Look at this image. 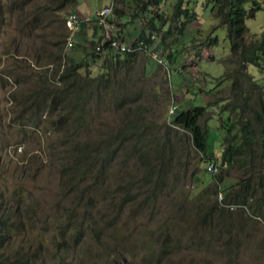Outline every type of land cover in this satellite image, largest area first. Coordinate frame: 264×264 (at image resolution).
Masks as SVG:
<instances>
[{
    "label": "trees",
    "instance_id": "obj_1",
    "mask_svg": "<svg viewBox=\"0 0 264 264\" xmlns=\"http://www.w3.org/2000/svg\"><path fill=\"white\" fill-rule=\"evenodd\" d=\"M74 1L0 0V45L6 43L10 49L2 50L1 59L9 60L11 64L9 68L0 70V91L4 93L3 99L7 102L2 108H7L10 113L2 125L5 128L0 129V151L13 145L7 138L6 131L9 129L16 130L21 137L30 131L59 132L58 143L62 147L51 157L59 160L56 163L61 166L60 180L64 181L62 185L69 194L79 191L81 198L83 192L91 193L95 191V187H99L109 197L116 198V193H119L118 203L121 206L123 202L136 200L134 202L139 208L149 205V209H152L158 198L173 193L177 199L170 200L175 208L171 216L177 223L186 220L190 223L185 239L178 237L174 247L185 243L200 251L207 243L210 245L216 239V244L221 246L230 244L234 249H238L239 245L243 247L246 237L244 233H239L242 225L238 222L234 224V220L244 222L248 216H253L264 224V78H260L261 82L247 71L248 65H251L257 72L260 71V76H264V26L259 35L249 42L244 37L245 30H248L244 20L252 17L254 10H261L260 2L264 9V0L206 1L205 5L213 22L210 31L223 28L229 50L234 52L239 48L241 58L235 66L224 68L221 75L213 78L214 85L221 80L228 83L226 95H214L211 88L206 93L208 98L205 104L187 109H181L177 99L172 100L166 109L169 124L165 123L162 130H154L152 123H148L143 117L146 108L135 104L139 93L130 94L127 82L140 80L129 71L137 64L141 54L151 58L148 51L155 52L161 61L164 57L162 64L153 58L150 60L166 68V63L171 62L173 57L171 49L174 42L167 37L171 30L181 34L186 24L198 22L197 13L189 8L191 1L172 0L171 11L165 16L161 7L166 0H132L133 6H129L139 11L143 24L145 19L148 23L147 30L151 32L146 34L143 32L145 28L141 27L140 32L129 43L141 50L122 52L106 47L98 52L92 47L88 50L83 46L79 58L69 56L67 59L63 49L66 35L58 34L59 38L54 43L55 50H51L43 38V26L51 20L64 26L63 10ZM122 1L125 4L129 2L111 0L109 3L112 14L117 17L123 12L116 3ZM92 16L95 24L94 11ZM90 21L91 19L86 23ZM11 24L15 26V31L8 33L7 29ZM108 24L109 33L111 28L115 31L116 25L111 26L109 21ZM96 27L101 30V36L103 29ZM35 29H39L41 42L25 47L27 37ZM75 33L70 37L71 42H74ZM110 38L121 44L126 43L115 32L113 35L110 33ZM156 39L158 45L154 44L153 40ZM212 42H216L215 37ZM210 43L208 34L207 45ZM35 46V50L29 52V48ZM100 57L103 72L91 75L86 67L96 59L100 60ZM95 95L97 100H106L109 105L120 110L122 121L113 131L100 138L92 135L89 136L91 139L84 142H75L73 138L86 125L89 105L96 103L91 101H96ZM133 103L135 106H132ZM171 105H174V111L170 114L168 108ZM209 107H215L219 114H225L224 117L219 115V127L223 133L218 157L212 154L206 143ZM2 108L0 107V113ZM172 138L177 140L176 144ZM17 145H21V142ZM178 147L184 154L178 153ZM196 157L200 164H204V173L209 175L208 184L204 179L193 180L198 167L187 172L190 164L194 166L192 160ZM211 161L219 163L215 174L207 169ZM113 164L119 166L113 172L114 178H117L115 186L111 184L108 172V167ZM132 168L139 169L140 175H129ZM228 171L233 174L232 184L218 186L224 177H229ZM190 175L192 183L203 182V187H187ZM218 191L221 192L220 201L216 199ZM207 195H210L209 199L204 197ZM19 201H14L13 205L0 189V264H43L34 252L27 256V253L20 252L12 245L16 220L21 226L17 217L18 210H21L22 215L31 213L30 208L25 204L20 205ZM196 201L201 203L199 212L190 218L189 213L184 210ZM228 206L233 208L229 209ZM149 212L151 213L147 210L146 213ZM70 219L72 213L65 215L66 227L72 228ZM214 222L216 226H213ZM83 225L92 232L95 229V221L84 220ZM219 225L226 227L222 234L217 229ZM76 226L80 227V224ZM153 240L155 244L146 247L149 254L146 263L165 264L168 256H171L169 250L161 235ZM262 249L263 245L259 242L254 252ZM109 251L114 255L119 252L113 245ZM238 253L240 250L232 251L226 264H241ZM204 256H200L201 261ZM110 264L115 263L112 261ZM170 264L182 262L178 260Z\"/></svg>",
    "mask_w": 264,
    "mask_h": 264
},
{
    "label": "rangeland",
    "instance_id": "obj_2",
    "mask_svg": "<svg viewBox=\"0 0 264 264\" xmlns=\"http://www.w3.org/2000/svg\"><path fill=\"white\" fill-rule=\"evenodd\" d=\"M76 6L79 11H83L84 18L79 25L83 26L91 19L89 26H92L88 36L95 37L92 42L83 41V45L72 42L70 47L66 46L67 38L74 35L71 32V21L67 19V6L63 11L65 15V25L56 20H51L43 26V38L47 41L50 49L55 50L54 43L59 38L58 34L66 35L64 44V57H75L77 53L82 51V47L86 49L93 48L97 50L99 47L98 40L101 30L95 26L90 7L94 10L101 9L107 3V0H76ZM190 9H193L198 15V24H186L181 34H177L175 30H171L169 41H173L172 49L173 57L171 62L166 63V68L156 65L145 54H141V58L137 60V64L129 71V73L140 81L134 80V83L128 81L129 93H139L135 104L145 107L143 117L149 123L151 122L154 130H162L168 117L166 109L172 100L179 104L181 109H187L191 106L203 105L207 101V92L212 91L214 95H226L228 92V83L221 80L214 85L215 77H218L226 67L235 66L240 56V49L231 52L228 48L224 37V29L218 27L213 31L210 28L213 24L209 15L207 0H190ZM172 0H166L162 3V11L165 16L169 15ZM123 3H116V6L122 10L126 17L122 18V22H127L128 30L133 28H146L148 23L142 15L136 12L130 6ZM145 5V4H144ZM261 10L253 11V16L244 20L245 30L244 37L247 42L259 35L264 26V9L263 3L260 2ZM104 7V6H103ZM99 8V9H98ZM62 11V14H63ZM96 11V10H95ZM135 11V13H134ZM136 14V15H135ZM153 15V13H152ZM122 16V15H121ZM119 16V17H121ZM119 17L112 14L108 16L106 21L118 27ZM145 17H148L146 15ZM67 19V20H66ZM87 19L86 22H84ZM87 23V24H88ZM143 24V25H142ZM65 27V28H63ZM190 27H193L191 29ZM113 28L110 33L113 35ZM15 31V26L11 24L7 32ZM137 31V30H136ZM39 29H35L33 33L27 37L25 47L29 44L41 42ZM76 34V33H75ZM137 34V33H135ZM208 34L211 43L207 45ZM216 38V42H212V38ZM5 41V40H3ZM37 45V44H36ZM7 48L6 43L0 45V70H4L11 66L9 60L1 59V52ZM34 48H29V52H33ZM8 51L10 49L7 48ZM83 52V51H82ZM105 53H102V55ZM152 55V54H151ZM149 58V59H148ZM163 62L165 58L163 57ZM102 59H96L90 64L86 70L91 74L103 72ZM178 68V70H177ZM247 71L255 79L260 80L257 69L248 65ZM121 72V71H120ZM168 72V73H167ZM262 82V81H261ZM187 87V88H186ZM6 88V87H5ZM4 93L0 91V107L7 104L3 99ZM100 96V95H99ZM96 97V95H95ZM89 105L90 111L86 115L84 129L79 130L73 138L75 142H84L89 136L100 138L114 130L122 121L120 110H116L113 105H109L106 100H91ZM133 103L132 106H135ZM219 115L224 117L225 114H219L215 107H209L208 118L206 123V143L212 154L218 157L220 152V139L222 137V129L219 127ZM10 116L7 108H2L0 113V129L5 128L2 125ZM2 127V128H1ZM8 141L13 144L5 150L0 151V189L5 197L15 205L14 201H19L20 205L25 204L31 210L30 214L22 215L18 210V221L15 222V229L12 235V245L20 252L28 254L34 252L43 264H110L112 261L120 264H147L149 254L146 247L155 244L153 238L161 235L169 250L170 255L165 264L177 262L180 260L182 264H226L232 256V251H239L238 258L241 264H264V224L253 216H248L246 221L234 220V224L242 225L239 233H244L246 237L245 245H239L238 249H234L230 244H216L218 239L208 243L200 251L192 245L182 243L179 247H174L178 237L181 240L190 228L189 221L177 223L171 216L175 208L171 205V199H177L173 193H169L164 198H158L156 205L149 209V205L139 208L134 201L123 202L119 205L120 195L117 197L106 196L99 187H95V191L83 192L80 198V192L73 191L72 194L66 191L62 185L64 181L60 180V164L57 158L51 155L59 151L62 147L58 142L59 132L49 130L48 132L40 131L34 133L30 131L23 137L14 129L6 131ZM186 135V133H185ZM91 139V138H90ZM177 143L175 138H172ZM21 142V145H17ZM20 146V147H19ZM191 147V146H190ZM19 148V149H18ZM178 153L184 154L181 148H177ZM199 157V156H198ZM198 157L192 160L194 166L190 164L187 172L190 173L193 167H198V172L193 175L194 181L201 179L209 182V175L204 173L203 163L198 162ZM63 166L66 164L61 159ZM117 164L108 167L109 176L112 179L111 184L115 186L117 178H114L113 172L118 168ZM121 171L119 170V175ZM204 174V176H203ZM131 176H139L140 170L132 168L129 171ZM229 177H224L218 186L226 187L233 180V174L228 171ZM87 182V181H84ZM233 182V181H232ZM232 184V183H231ZM195 186L203 187V182L192 183V176H189L187 187ZM11 194V195H10ZM10 195V196H9ZM207 199L210 195L204 196ZM196 198V197H195ZM201 203L196 201L191 207L184 212L189 213L192 218L199 212ZM147 210H150L148 214ZM72 213V219L69 222L71 227L65 225V215ZM22 215V216H21ZM94 222L95 229L90 231L84 228L83 221ZM80 224L76 226V224ZM213 226H216L214 222ZM225 226L219 225L217 229L222 234ZM79 233V234H78ZM247 234V235H246ZM263 245L262 251L254 249L259 245ZM216 244V245H215ZM112 245L119 251L116 255L111 253L109 249ZM173 247V249H172ZM199 251V255H198ZM205 255L203 260L200 256ZM151 264H155L151 262Z\"/></svg>",
    "mask_w": 264,
    "mask_h": 264
},
{
    "label": "built area",
    "instance_id": "obj_3",
    "mask_svg": "<svg viewBox=\"0 0 264 264\" xmlns=\"http://www.w3.org/2000/svg\"><path fill=\"white\" fill-rule=\"evenodd\" d=\"M110 13H111V5L110 4L102 7L99 10L94 11V15L96 17L95 25L99 26L103 29L102 35L99 36L100 39L98 40L99 47L95 51L101 52L102 49H104L106 47L110 48L112 50H117V51H122V52H125V51L133 52L135 50H141L138 47L131 46L130 44H121L116 39L110 38V33L108 31V28H110V26L108 24V21H106L108 16L110 15ZM66 15H67V19H69L71 21V28H69L70 31L71 32L76 31V28L79 26V23L83 21L84 16L82 14H80L76 9H73L70 12H67ZM86 21H87V19L84 22H86ZM71 45H72V42H71L70 36H69L67 38V41H66V46L70 47ZM144 48H145V45L142 46V49H144ZM147 53L151 58L155 59L157 61V63L162 64L161 59L155 54V52L148 51ZM173 111H174V105H171L168 108V113L171 114ZM207 169L210 170L211 174H215V173H217V171L219 169V163L215 162V161H211L208 163ZM216 198L218 201L221 200V192L220 191L217 192ZM228 207L230 209L233 208L232 206H228Z\"/></svg>",
    "mask_w": 264,
    "mask_h": 264
},
{
    "label": "crops",
    "instance_id": "obj_4",
    "mask_svg": "<svg viewBox=\"0 0 264 264\" xmlns=\"http://www.w3.org/2000/svg\"><path fill=\"white\" fill-rule=\"evenodd\" d=\"M110 1L111 0H107V3H105L103 6L108 5L110 3ZM76 3H77V1L75 0L73 4L69 5V9H76L80 14H83L84 13L83 11L78 10ZM131 3H133V1L129 0L127 5H130ZM95 10H97V9H95ZM95 10L92 7H90L89 12L91 13V15H92V12ZM138 13H139V11L136 12L137 15H138ZM123 17H126L124 15V13L122 14L121 17H119V20L117 21V23H120V25L118 27H115L114 32L117 36L122 38V40L124 39L123 41L126 42L125 44H129L137 36V34L140 32L141 28H138V26H137V27L133 28V31H129L127 28L128 27L127 22L124 23V21L123 22L121 21ZM91 29H92V26H89V23L88 24L86 23L83 26L79 25V27L76 29V34L74 37V42H75L74 44L76 45L77 43H80L81 45H83L84 40H87V42H88V41H91L92 39H94L97 35H95V37L88 36V33L91 31ZM191 29H193V27H191ZM143 32H145L146 34H149L150 31L145 28V30ZM135 33H137V34H135ZM153 41H154L155 45H158L157 39L153 40ZM79 57H80V53H77L76 57H74V58H79Z\"/></svg>",
    "mask_w": 264,
    "mask_h": 264
},
{
    "label": "clouds",
    "instance_id": "obj_5",
    "mask_svg": "<svg viewBox=\"0 0 264 264\" xmlns=\"http://www.w3.org/2000/svg\"><path fill=\"white\" fill-rule=\"evenodd\" d=\"M215 162H218V161H215ZM217 199V198H216ZM218 201V200H217ZM229 208V207H228ZM230 209V208H229ZM232 209V208H231ZM115 264H120L119 262H114Z\"/></svg>",
    "mask_w": 264,
    "mask_h": 264
}]
</instances>
